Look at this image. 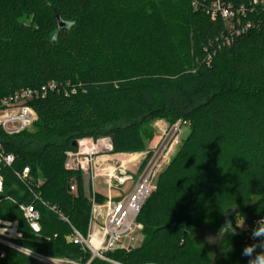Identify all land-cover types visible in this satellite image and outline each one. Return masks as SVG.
<instances>
[{
	"label": "trees",
	"instance_id": "obj_1",
	"mask_svg": "<svg viewBox=\"0 0 264 264\" xmlns=\"http://www.w3.org/2000/svg\"><path fill=\"white\" fill-rule=\"evenodd\" d=\"M214 1L0 0V99L58 84L31 103L33 130L10 136L0 129V143L16 157L0 169V220L17 221L23 234L14 246L86 264L90 256L67 237L71 226L87 234L91 188L82 173L65 170V153L81 138L103 137L115 154L141 153L145 126L182 120L189 133L138 217L143 242L107 257L120 264H248L236 220L252 228L264 218V6L240 17L253 26L227 45L226 22L209 14ZM252 1L223 0L248 8ZM27 167L31 186L16 177ZM30 204L41 214L40 235L20 208ZM207 227L222 234L224 260L212 263L193 239ZM0 264L40 263L0 242Z\"/></svg>",
	"mask_w": 264,
	"mask_h": 264
},
{
	"label": "built area",
	"instance_id": "obj_2",
	"mask_svg": "<svg viewBox=\"0 0 264 264\" xmlns=\"http://www.w3.org/2000/svg\"><path fill=\"white\" fill-rule=\"evenodd\" d=\"M258 5L264 6V0H253L250 7L241 5L234 7L231 4H225L223 0H215L209 10L213 19L221 17L227 24V35L223 37L225 43L230 45L236 36L246 33L252 28V23L241 25L240 17L245 16L247 11H254ZM58 89V84L54 81L42 86L39 89H23L14 94L0 99V129L7 135H17L30 128L37 121V113L31 106V103L38 99H45L49 92ZM66 96L69 92L65 90ZM74 93V91H72ZM182 126L189 127V123L179 120L163 134L160 144L151 153L144 168L140 171L136 186L132 193L120 200L114 201L109 196L104 204L96 201L95 194L91 191L90 203L91 214L88 223L86 236L75 230L69 220L62 214H59L61 220L71 226L72 232L67 237V241L78 246L84 254L90 256L86 264H92L95 260L107 264H120L107 257L108 253L119 250L130 251L141 245L143 242L142 225L138 222V217L143 206L149 198L155 187V182L170 162V151L175 145L182 133ZM124 154H115L112 140L109 137L100 139L81 138L77 140L75 150H69L65 153L64 168L68 172H80L86 179L87 187H93V183L99 177L105 178L108 188L112 189L116 182L119 190L125 188L135 179L130 171L129 162L123 161ZM16 160L12 153H7L0 143V169L2 167H11ZM16 177L23 185H33L30 169L24 168L16 173ZM43 185L41 179L34 182V186L39 189ZM121 188V189H120ZM4 179L0 175V195L3 193ZM72 194L77 191L76 185L70 187ZM89 194V193H88ZM36 198H40L36 194ZM24 219L35 235H40L41 214L33 204L22 205ZM56 208H52L55 211ZM255 221L252 228L243 229L245 237L244 242L248 245L258 244L261 239L252 237L253 228L257 227ZM23 234L19 229L17 221L0 220V242L11 246L25 255L33 258L40 264H84L70 259H55L39 256L22 248L14 246L11 241L20 240ZM154 264V263H145Z\"/></svg>",
	"mask_w": 264,
	"mask_h": 264
},
{
	"label": "crops",
	"instance_id": "obj_3",
	"mask_svg": "<svg viewBox=\"0 0 264 264\" xmlns=\"http://www.w3.org/2000/svg\"><path fill=\"white\" fill-rule=\"evenodd\" d=\"M147 126L148 128H146V130L148 132L146 131L145 133L143 132L145 144H146V150L141 153L124 154L122 157L123 161L129 162L128 167L130 168V171L134 174L135 177L139 175L143 162L155 150V148L160 143L163 134L170 127V125L165 120H157ZM135 179L132 183L128 184L125 188L123 189L120 188L121 190H119V188L117 187V184L114 185L116 187L109 189L106 179L99 177L93 183V187L91 191L93 192V194L100 195L104 197L106 200L110 196L112 200L120 201L128 197L132 193V190L134 189L137 183V181L135 182ZM99 180H102V182L101 181L99 182ZM114 190H117L120 192L117 194L118 195L117 197L114 196V193H113ZM104 203H101V204H104Z\"/></svg>",
	"mask_w": 264,
	"mask_h": 264
},
{
	"label": "rangeland",
	"instance_id": "obj_4",
	"mask_svg": "<svg viewBox=\"0 0 264 264\" xmlns=\"http://www.w3.org/2000/svg\"><path fill=\"white\" fill-rule=\"evenodd\" d=\"M37 122H38V119H37L36 123ZM33 128H34V126H32L30 128V131L33 130ZM144 128L145 129L142 132H144V133H145V131L148 132L146 130V128H148V126L144 127ZM188 133H189V127L182 126V133L179 135L178 140L176 141L175 145L173 146L172 150L170 151V155H169L170 159H172L173 156L178 152V149H179L180 145L182 144L183 140L186 138ZM138 177H139V175L135 177L136 178L135 182L138 180ZM100 181L102 182V180H99V182ZM114 185H116V182L114 183ZM114 187H116V186H114ZM113 193H114V196L117 197L118 196L117 194L120 193V192L117 191V190H114ZM236 224L241 229H245L246 228V224L240 218H237ZM221 238H222V234L221 233H215L209 227L205 228L200 233H196V234L193 235V239L194 240L196 239V241L198 242L200 247H203V248L207 249V251H208V253L210 255V260H211L212 263H215L218 260H224L226 258L225 252H223L220 249V246H219ZM51 264H58V263L57 262H51Z\"/></svg>",
	"mask_w": 264,
	"mask_h": 264
},
{
	"label": "clouds",
	"instance_id": "obj_5",
	"mask_svg": "<svg viewBox=\"0 0 264 264\" xmlns=\"http://www.w3.org/2000/svg\"><path fill=\"white\" fill-rule=\"evenodd\" d=\"M228 230L235 234V229L231 227V222H227ZM222 231L224 228L222 227ZM252 237L253 239L256 238H264V219L257 221V227L253 228L252 230ZM264 248V239H261L259 245L251 244L246 245L241 253L242 256L250 257L248 264H264V251L256 253V248ZM255 253V255H254Z\"/></svg>",
	"mask_w": 264,
	"mask_h": 264
},
{
	"label": "water",
	"instance_id": "obj_6",
	"mask_svg": "<svg viewBox=\"0 0 264 264\" xmlns=\"http://www.w3.org/2000/svg\"><path fill=\"white\" fill-rule=\"evenodd\" d=\"M58 22H59V28H60V29H62V28H64V27L66 26V24H65L64 22H62V21L60 20L59 17H58ZM72 146L75 147V146H76V143L74 142V143L72 144ZM237 212H238V210H235L234 212H232L231 215H236Z\"/></svg>",
	"mask_w": 264,
	"mask_h": 264
}]
</instances>
